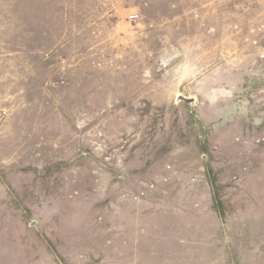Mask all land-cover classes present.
I'll use <instances>...</instances> for the list:
<instances>
[{"label":"rangeland","instance_id":"obj_1","mask_svg":"<svg viewBox=\"0 0 264 264\" xmlns=\"http://www.w3.org/2000/svg\"><path fill=\"white\" fill-rule=\"evenodd\" d=\"M0 264H264V0H0Z\"/></svg>","mask_w":264,"mask_h":264},{"label":"built area","instance_id":"obj_2","mask_svg":"<svg viewBox=\"0 0 264 264\" xmlns=\"http://www.w3.org/2000/svg\"><path fill=\"white\" fill-rule=\"evenodd\" d=\"M129 19H130L131 21H136V20L138 19V15H131V16L129 17Z\"/></svg>","mask_w":264,"mask_h":264},{"label":"water","instance_id":"obj_3","mask_svg":"<svg viewBox=\"0 0 264 264\" xmlns=\"http://www.w3.org/2000/svg\"><path fill=\"white\" fill-rule=\"evenodd\" d=\"M181 100L190 102V100H187V99H185V98H181Z\"/></svg>","mask_w":264,"mask_h":264}]
</instances>
